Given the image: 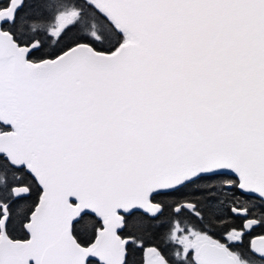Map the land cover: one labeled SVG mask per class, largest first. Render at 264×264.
I'll list each match as a JSON object with an SVG mask.
<instances>
[{
    "label": "snow or ice",
    "instance_id": "snow-or-ice-1",
    "mask_svg": "<svg viewBox=\"0 0 264 264\" xmlns=\"http://www.w3.org/2000/svg\"><path fill=\"white\" fill-rule=\"evenodd\" d=\"M0 264H264V0H0Z\"/></svg>",
    "mask_w": 264,
    "mask_h": 264
}]
</instances>
